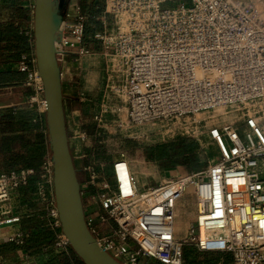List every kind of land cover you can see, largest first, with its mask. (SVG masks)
Listing matches in <instances>:
<instances>
[{
    "label": "built area",
    "instance_id": "built-area-1",
    "mask_svg": "<svg viewBox=\"0 0 264 264\" xmlns=\"http://www.w3.org/2000/svg\"><path fill=\"white\" fill-rule=\"evenodd\" d=\"M168 1H69L55 42L56 59L70 55L79 64L94 56L95 47L103 51L98 57L104 78L93 116L97 127L109 124L121 132L264 100V13L234 0H179L166 8ZM53 4L59 7L56 0ZM91 20L99 29L86 37ZM24 36L33 44L32 32ZM15 71L26 75L15 92L35 83L43 94L34 50ZM39 107L45 112L44 101ZM108 114L116 116L106 121ZM207 137L218 151L217 161L192 179L137 189L123 156L111 165L112 188L98 167L84 169L81 196L88 192L99 210L96 218H85L88 229L118 264H139L142 258L182 264L186 246L225 255L229 264H264V135L254 119L246 118L236 127L213 126ZM52 173L47 149L38 169L0 174V246L23 245L11 192L33 185L46 205L50 229L58 233L57 247H69L60 231ZM188 187L196 198L195 227L179 241L176 203ZM137 204L143 210L134 215ZM96 220L113 224L110 236H99L92 225Z\"/></svg>",
    "mask_w": 264,
    "mask_h": 264
},
{
    "label": "rangeland",
    "instance_id": "rangeland-1",
    "mask_svg": "<svg viewBox=\"0 0 264 264\" xmlns=\"http://www.w3.org/2000/svg\"><path fill=\"white\" fill-rule=\"evenodd\" d=\"M61 1L56 0L59 4ZM177 1L179 0H169L164 7L171 8L172 3ZM234 1L254 8H257V5L264 7V0ZM33 4L34 0H0V36L5 34L11 37L15 34L25 39L27 45L28 39L24 35L25 33L30 34ZM260 12L264 13V11ZM92 26L96 27L97 24ZM102 53V50L101 52L94 50L93 57H86L79 64L74 63L72 56L68 55L63 66L64 71H67L66 74L70 75V80L75 84V93L78 95L74 111L76 112L75 117L79 119V123L77 122L79 125L75 128L72 120L68 121L69 148L72 147L74 152L78 149L76 155L80 157L84 169L89 165L98 167L100 178L110 188L113 187L110 176L111 165L120 156H123L130 167L137 189H142L145 185H156L155 181L161 178L165 180L192 179L196 175L203 174L218 158L216 147L207 137L208 129L222 124L236 127L242 125L246 118L254 120L256 118L259 124H264V117L260 116V113L264 114V100H261L244 106L223 107L196 117L173 118L168 122L129 127L121 132H114L109 124L97 127L93 122V116L98 109L99 91L104 78L103 59L98 57ZM23 58L29 59L30 54L26 57L22 54L19 63ZM40 95L35 83L29 84L22 92H15L13 89L0 92V117L10 119V122L5 125L4 132L27 131L26 136L16 134L8 136L1 145L4 151L19 147L21 142L35 147L39 141L43 148L47 147L46 137H44L45 112L39 107L42 101ZM253 110H258L260 113H254ZM217 111L224 113L215 115L216 121H212V113ZM115 116L108 114L104 116V119L112 121ZM74 128L76 130L73 133ZM81 135H85L84 141L81 140ZM138 171L143 174L144 183L138 180L136 176ZM83 173L86 175L84 170ZM14 192H17L18 196L16 202L13 197L10 199L12 209L17 216L26 212L20 218L18 225L21 224L22 219L34 220L38 225L37 231H34L35 234L53 233V236L49 243L41 241L36 243L31 250L21 252L19 255L0 258V264H83L69 247L63 245L57 247L58 233L50 229L51 220L47 217L46 205L38 201L33 185ZM185 206L182 197L176 203L175 216L177 218L182 216ZM95 212L98 214L99 210ZM92 225L99 236L108 237L114 229L110 222L100 223L96 220ZM194 227L195 221L187 230V234ZM27 234L25 230L23 236ZM187 234L185 232L180 234L177 240H185ZM203 255L194 246H186L183 248L182 264H207L213 257L219 258L216 264H229V259L225 255H210L212 258L208 257L206 260ZM141 263L159 264L146 258H142L139 264Z\"/></svg>",
    "mask_w": 264,
    "mask_h": 264
},
{
    "label": "water",
    "instance_id": "water-1",
    "mask_svg": "<svg viewBox=\"0 0 264 264\" xmlns=\"http://www.w3.org/2000/svg\"><path fill=\"white\" fill-rule=\"evenodd\" d=\"M69 1L57 8L53 0H34L33 9L34 58L43 89L55 208L60 231L83 264H118L98 246L88 229L68 144L55 42Z\"/></svg>",
    "mask_w": 264,
    "mask_h": 264
},
{
    "label": "crops",
    "instance_id": "crops-1",
    "mask_svg": "<svg viewBox=\"0 0 264 264\" xmlns=\"http://www.w3.org/2000/svg\"><path fill=\"white\" fill-rule=\"evenodd\" d=\"M63 2L64 0H62L59 5L61 6ZM30 22H31L30 32H32L33 34V19L30 20ZM25 41H26L25 39L17 37L15 34L11 37L5 34L0 36V92L7 90V89L12 90L16 88L18 85H21V83L26 79L25 74H19L15 71V68L19 64L21 55L24 54V56L26 57L29 54L31 55V53L34 50L33 44L27 42V45H26ZM64 60L65 58L61 61H58V66H59V70L61 74L62 103H63L65 123L67 127V136L69 139L70 138V134H69L70 127H69L68 121L72 120V125L75 128L76 126L79 125L77 124V122L79 123V119L75 117L76 112L74 111V106L76 104L78 95H76L75 93V86H74L75 84L70 80V75L66 74L67 71H64V66H63ZM15 74H16V77L15 76L11 77V75H15ZM75 128L73 129V133L76 130ZM44 134H45L44 137H46L45 142L47 144L48 143L47 128ZM4 137L5 136L2 135V132L0 129V139ZM44 149H45L44 151V156H45L48 148L44 147ZM70 153H71V157H72L75 169L81 170L83 168V164H82V161H80V157L76 155L78 154V149H76V152H74V149L70 147ZM157 181L159 182L157 183ZM155 182H156V185L162 183L161 180H156ZM15 194H17V192L12 191L11 197H13ZM183 198L186 204L184 213L179 218L175 216V224L178 225V231L176 232L177 237L180 236V234H183L184 232L185 234H187V230L194 223L195 217H196V198L193 194L192 188L188 187L185 190ZM82 202H83V209H84L85 217L87 219L96 218L97 214L95 211L97 209L91 204L90 194L88 192H84V194L82 195ZM25 214L26 212H24V214L21 215L20 218L23 217ZM96 224L97 223L95 222V225ZM18 228L21 231V233L22 231L24 233L25 229L22 228L21 224L18 225ZM49 242H50V239L44 241V243H49ZM24 251L26 250H21L13 254L7 255L5 257L19 255L21 252H24ZM205 255H218V254H205Z\"/></svg>",
    "mask_w": 264,
    "mask_h": 264
},
{
    "label": "trees",
    "instance_id": "trees-1",
    "mask_svg": "<svg viewBox=\"0 0 264 264\" xmlns=\"http://www.w3.org/2000/svg\"><path fill=\"white\" fill-rule=\"evenodd\" d=\"M97 24L95 20H91L90 26L86 30V37H91L93 34L98 31V24L96 27L92 26ZM94 50L96 52H101L99 47H95ZM16 77L15 75H11V77ZM10 122V119L4 118V116L0 117V129L2 135L5 137L0 139V174H10L13 172H19L23 170H35L38 169L41 165L44 151L41 142L35 145V147H30L25 142H21L20 146L9 151H4L2 143L8 137L12 136V134H16L17 136H26L27 131H16V132H4L5 125ZM4 127V128H3ZM76 170V176L80 188L82 185L87 181V176L84 175L82 168L81 170ZM21 226L23 229L27 231V235L23 238V245L16 246L14 244H4L0 246V258H3L7 255L13 254L15 252L21 250H31V248L38 242L45 241L53 236V233H40L35 234L34 231H37L38 225L37 222L34 220H22ZM216 256V255H215ZM204 259L210 258V255H203ZM212 258V257H211ZM210 258V259H211ZM213 257L210 262L207 264H216L218 261V257ZM142 264V263H141Z\"/></svg>",
    "mask_w": 264,
    "mask_h": 264
},
{
    "label": "bare ground",
    "instance_id": "bare-ground-1",
    "mask_svg": "<svg viewBox=\"0 0 264 264\" xmlns=\"http://www.w3.org/2000/svg\"><path fill=\"white\" fill-rule=\"evenodd\" d=\"M258 11H264V7H262L261 5H257V8H256ZM40 97L42 98V101H44V98H43V94L42 95H40ZM253 112L254 113H256V112H258V110H253ZM219 113H224V112H222V111H217V112H214V113H212V121H216L214 118V116L215 115H217V114H219ZM258 113H260V112H258ZM260 116H263L264 117V114H261L260 113ZM224 118H226V117H224ZM254 118V117H253ZM255 121H256V123H257V125H258V128L261 130V132H262V134L264 135V124H262V123H258V121H257V119L255 118ZM128 171H130V173H131V169H130V167H128ZM136 176L138 177V180L139 181H141V183H144L145 181H144V179H143V174H140L139 173V171L136 173ZM140 178V179H139ZM161 180H162V183H164V182H166V180L164 179V178H161ZM124 183H126L125 182V179H124ZM17 196H18V194H15L14 196H13V200L16 202L17 201ZM143 210V207L141 206V204H137L136 206H135V208L133 209V214L135 215V214H138V213H140L141 211ZM174 231L175 232H177L178 231V225L177 224H174ZM62 238L64 239V240H66L65 239V237L62 235ZM67 242V241H66ZM69 245V244H68ZM70 247V246H69ZM71 249V248H70Z\"/></svg>",
    "mask_w": 264,
    "mask_h": 264
}]
</instances>
